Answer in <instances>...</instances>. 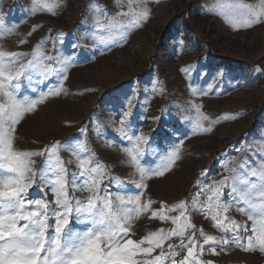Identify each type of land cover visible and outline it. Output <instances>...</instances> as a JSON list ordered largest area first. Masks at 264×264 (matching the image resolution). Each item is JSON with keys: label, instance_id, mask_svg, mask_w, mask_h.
Here are the masks:
<instances>
[{"label": "rangeland", "instance_id": "374dc122", "mask_svg": "<svg viewBox=\"0 0 264 264\" xmlns=\"http://www.w3.org/2000/svg\"><path fill=\"white\" fill-rule=\"evenodd\" d=\"M44 2L0 0L5 27L17 25L11 34L0 35V51L23 54L19 63L35 62L29 69L31 84L25 77L20 79L19 99L25 95L36 99L41 91L47 92L58 84L56 73L63 70V60L74 61L62 82L64 90L26 113L16 127L14 150L37 152L59 145L58 155L69 178L81 172L79 159L89 158L104 173L101 189L109 185L113 193L142 192L141 203H153L149 211L132 219L128 238L134 241L175 228L171 219H153L151 213L163 211L170 218L178 217L183 202L187 222L194 226L186 230L185 242L190 232H195L198 241L193 264L197 260L202 264H264V253L258 248L237 247L231 230L220 231L204 215L208 211L205 195L199 196L196 208L192 206L202 187L198 182L211 185L243 174L264 158V22L243 26L236 7L259 0H148V18L134 29L120 28L121 23L130 22L121 15L132 10L128 0H121V5L116 0H46L54 5L51 12L43 7ZM120 32L127 34L122 37ZM48 57H56V62ZM44 66L52 69L48 76L42 74ZM122 119L130 126L125 131L146 138L139 145L143 166L155 167L174 145L180 149L172 168L144 181V189L136 188L139 173L123 150L131 144L119 131ZM198 123L210 131H201ZM32 160L37 177L29 197L46 194L49 207L56 208L52 193L39 191L45 157ZM3 175L10 173L0 170ZM248 179L259 182L250 175ZM228 191L224 189L221 201H229ZM89 195L75 192L85 204ZM185 217L178 223L185 222ZM221 217H226L225 223L234 220L248 228L237 230L240 243L247 245L248 238L255 237L254 221L235 207L221 211ZM254 219L259 217L254 214ZM90 227L73 216L65 231L82 233ZM201 230L218 240L228 238L229 244H204L201 254ZM53 232L54 227L49 228L46 235ZM180 243L179 237H173L164 247ZM213 246L216 254L209 250Z\"/></svg>", "mask_w": 264, "mask_h": 264}, {"label": "snow or ice", "instance_id": "6c2138e0", "mask_svg": "<svg viewBox=\"0 0 264 264\" xmlns=\"http://www.w3.org/2000/svg\"><path fill=\"white\" fill-rule=\"evenodd\" d=\"M147 2L148 0H128L132 10L121 15L129 18L130 22L121 23L120 28L134 29L145 22L149 15ZM34 3L39 4L40 0H34ZM116 3L121 5V0H116ZM53 6L46 0L43 4L49 12ZM236 7L240 10L238 19L243 26L264 22V0H259L258 4L239 3ZM137 9L142 10L137 11ZM16 27V24L5 27L3 20L0 19V35L11 34ZM118 34L123 37L127 33ZM22 58L23 54L9 55L0 51V170L10 173L0 176V210H2L0 264H165V262L176 264L175 256L184 250L186 255L181 264H193L198 241L195 232H190L185 242L186 230L194 226L187 222L183 211L186 206L183 202L178 206L182 210L178 217L170 218L163 211L151 213L153 219L158 218L161 221L171 219V223L176 225L175 228L167 231L161 229L137 242L128 238L131 221L142 212L149 211L153 203L151 200L141 203L142 192L127 194L121 190L113 193L109 185L101 189L104 173L99 165H92L89 158L79 159L78 167L81 172L73 173L69 178L65 164L58 155L59 145H52L37 152L14 150L13 133L16 127L26 113L33 112L37 105L43 103L49 96L59 95L64 90L62 82L68 78V67L74 63L64 59L63 70L56 73L58 84L50 87L47 92L41 91L38 98L31 99L25 95L23 99H19L17 94L21 90L20 79L25 77L31 84L33 75L29 69L33 68L35 63L33 60H29L27 64L19 63ZM47 59L56 62V57ZM51 72L52 69L47 66L42 69L44 76H48ZM32 91L35 93L36 89L33 88ZM121 124L123 127L119 131L131 144V147L124 146L123 150L140 176L136 188L144 189L146 187L144 181L162 176L172 168L175 160L179 158L180 149L174 145L171 152L164 155L155 167H145L141 163L139 145L146 142V138L125 131V128L130 126L125 125L123 119ZM197 127L201 131H210V128H202L199 123ZM79 147L84 149L85 145L80 143ZM35 156L45 157V164L39 171V191L44 193L47 189L52 193L56 208L49 207L50 201L46 198V194L36 198L29 197V189L33 187L37 177V172L32 167L35 163L32 157ZM249 175L257 177L259 182H251L248 179ZM198 183H201L202 187L197 190V197L192 201L193 208L197 207L199 196L205 195L208 211L204 212V215L209 217L220 231L231 230V239L242 250L252 251L258 248L264 253V158L259 160L258 167L252 166L243 174L225 177L211 185ZM225 188L229 190L227 195L230 199L227 202L221 201V197L225 195ZM76 191L90 194L86 204L76 198ZM257 199L259 202H256ZM116 201L119 204H116ZM233 201L235 203H232ZM125 205L134 207H125ZM230 205L240 213L246 214L256 225L251 227L255 237L250 236L247 245L240 243L237 230L248 231V228L237 224L234 220L225 223L226 217H221V211L227 213ZM242 205H246L251 211H246ZM254 214L259 217L258 220L254 219ZM73 216L78 223H90L91 227L82 233L73 231L69 234L65 229ZM181 217H185V222L178 223ZM49 219L54 223L49 224ZM52 227L54 232L46 235L48 229ZM200 235L204 238L203 244H199L201 254L204 251V244L210 242L213 245L229 244L228 238L222 237L218 240L217 237L206 235L202 230ZM173 237L180 238V245L174 248L169 244L165 249V241ZM143 245L147 246L142 247ZM157 249L160 251L153 257ZM209 250L212 254H216L215 246ZM196 264L202 262L197 260Z\"/></svg>", "mask_w": 264, "mask_h": 264}, {"label": "built area", "instance_id": "2783aa9c", "mask_svg": "<svg viewBox=\"0 0 264 264\" xmlns=\"http://www.w3.org/2000/svg\"><path fill=\"white\" fill-rule=\"evenodd\" d=\"M177 246H179V244H175L174 248H176ZM185 255H186V250L178 252V254L175 256L176 264H181V261L183 260Z\"/></svg>", "mask_w": 264, "mask_h": 264}]
</instances>
